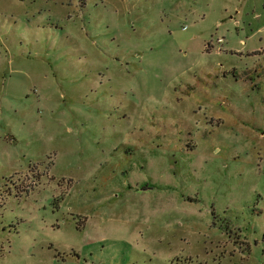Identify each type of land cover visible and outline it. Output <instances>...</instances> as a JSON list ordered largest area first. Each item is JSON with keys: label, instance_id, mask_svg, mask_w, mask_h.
<instances>
[{"label": "rangeland", "instance_id": "obj_1", "mask_svg": "<svg viewBox=\"0 0 264 264\" xmlns=\"http://www.w3.org/2000/svg\"><path fill=\"white\" fill-rule=\"evenodd\" d=\"M0 264H264V0H0Z\"/></svg>", "mask_w": 264, "mask_h": 264}]
</instances>
